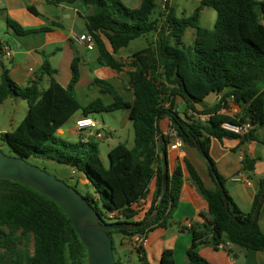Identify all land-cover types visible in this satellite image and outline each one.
Instances as JSON below:
<instances>
[{
  "label": "trees",
  "instance_id": "trees-1",
  "mask_svg": "<svg viewBox=\"0 0 264 264\" xmlns=\"http://www.w3.org/2000/svg\"><path fill=\"white\" fill-rule=\"evenodd\" d=\"M76 1H82L92 9L85 18L86 29L94 38L98 61L116 71H123L127 63L117 60L115 53L136 38L152 32L157 34L153 42L130 58L128 65L132 70L128 75L134 99L126 101L109 82L96 78L94 82L102 87V92L111 93L114 101L105 104L102 98H96L82 106L76 96L80 80L77 58L73 60L72 77L67 86L54 78L55 70L47 61L42 66V73L49 74L51 79L45 89L40 86V78L31 80L27 86H18L4 68L0 104L16 95L28 103L29 109L13 131L0 132L1 141L19 157L52 160L81 172L94 188V194L83 196L101 217L106 215L112 220L109 213L117 214L112 222H106L103 217L102 222L138 224L155 213L162 195L164 158L157 150L160 137L156 118L160 113L168 112L171 127L182 141L202 147L213 164V169L208 167L216 184L215 189L208 188L194 165L184 159L189 178L208 204L205 229L196 225L182 227V230L193 232L188 250L190 264H209L199 253L208 234L212 235L211 242L215 244L227 239L240 247L263 251L264 231L259 224V215L264 201V177L260 179L251 211L243 213L226 189L225 178L217 171L210 156V145L213 138L264 143V0H201L189 16L178 15L176 8L167 1L155 20L151 17L158 7L157 0H141L135 8L128 7L123 0L55 2ZM204 7L217 12L213 29L199 23ZM28 9L39 14L33 6ZM8 25L18 34L47 29H26L12 19L8 20ZM188 29L195 31L189 50L184 47ZM213 91L225 93L216 105L198 109L197 104ZM229 99L242 104L240 114L220 113L228 106ZM182 104L185 108L181 112L179 106ZM121 109L129 111L135 144L132 148L125 143L114 145L108 153V167L91 136L88 140L85 137V140L71 141L58 135V130L79 111L88 116ZM202 114L209 118L202 121ZM225 122L250 123L251 129L244 134L234 133L223 129ZM164 140L168 142L169 139L164 136ZM166 150L163 146L162 151ZM242 163L244 170L254 172L257 160L245 154ZM153 181L155 191L150 205L146 206ZM183 183V169L178 166L169 174L166 197L156 217L143 227L108 233L119 232L132 238L143 234L145 239L154 228L169 226ZM100 202L103 210L99 208ZM135 248L144 264H150L143 243ZM115 262L124 264L116 257ZM0 264H89V255L70 217L54 200L18 181L0 178ZM160 264H176L173 250L163 251Z\"/></svg>",
  "mask_w": 264,
  "mask_h": 264
},
{
  "label": "crops",
  "instance_id": "crops-1",
  "mask_svg": "<svg viewBox=\"0 0 264 264\" xmlns=\"http://www.w3.org/2000/svg\"><path fill=\"white\" fill-rule=\"evenodd\" d=\"M55 1L56 0H0V30H3V33H5V35H2L0 31V83L2 71L6 68L10 77L18 86H27L31 80L40 78V86L42 89H45L43 88V83L46 82V84L49 85L51 79L49 74L42 73V66L44 62L47 61L51 68L55 70V72H53L54 78L63 86H67L72 77L71 66L73 60L77 58L79 59L80 80L76 87V96L82 106H86L96 98H102L105 104H111L114 101V97L111 93L102 92V87L94 82L96 78L106 80L126 101H132L134 99V93L130 88V78L128 75V71L132 70V67L128 64L133 53L118 56L117 54L121 50L120 49L114 54L117 60L127 63L123 71L119 72L113 68L100 64L96 47L94 49H88L85 45L74 43L70 39L73 34L82 35L87 33L85 18L92 12V9L82 1H76L74 3H57ZM176 1L173 6L176 8L177 14L180 15V12L178 13L179 10ZM200 1L201 0L184 1L181 14L186 16L191 15L199 6ZM123 2L128 7L135 8L140 5L141 0H123ZM190 3L195 4V7L192 9L191 14L188 15L187 7ZM29 6H33L39 14L31 12L28 9ZM163 7L164 3L160 5L161 9H163ZM207 8L211 7H204L202 9L199 22L202 20L203 14ZM9 19L18 22L26 29H47L29 34H18L8 25ZM153 33L155 34L153 38L155 40L157 34L155 32ZM194 39L195 31L193 29H188L184 37L185 43L193 44ZM4 46H8L11 49V56L5 54L3 50ZM80 48L84 49L85 55L79 51L81 50ZM89 70L92 76L89 75ZM121 78H124V82ZM225 91H213L208 93L202 98V101L197 104L198 109L203 110L216 105L224 96ZM16 97V95L9 97L0 104V107ZM242 108V104L236 103L233 99H229L228 106L222 108L220 113L236 116L242 112ZM124 111H126L124 115V124H133L129 117V111ZM79 112H81V116L76 120V126L67 129L62 127L58 130L59 135L62 136L68 132L69 134L77 135L79 139L85 140V137L92 133L93 135L91 138L93 140L94 136L98 139L106 138L99 130L78 128V120L85 117L92 118L91 114L85 116L82 111ZM201 116L202 118H209V115L206 114H202ZM16 122H18L16 119L12 120L14 126L17 124ZM171 124L169 116H164L160 121L161 133L159 135L160 142H158L157 150L164 158L165 151H162V148L166 146L169 174H172L178 166H181L183 169L184 183L177 206L171 213L172 220L179 221L180 223L176 228L173 226L156 227L152 231H149L144 239L143 247L148 251L151 261L154 264H160L162 253L165 249L173 250L176 264H190L188 250L193 241V232L187 229L182 230V227L184 225L187 227V225L191 223V225L200 226L201 230L205 229L204 224L207 223L208 204L198 188L189 178L184 159H188L194 165L208 188L215 189L216 184L210 175L209 165L197 147L183 142L178 148H172L175 139L171 134ZM97 126L99 129L103 126V123L97 122ZM4 131L5 129L0 130V132ZM164 136L168 137V142H165ZM68 138L70 137L68 136ZM245 154L257 160L254 172L243 169L242 159ZM210 156L216 164L217 171L225 178L226 189L233 201L243 213L250 212L256 194L260 188V179L264 177V143L259 141L242 142L239 138H223L222 140L213 138L210 145ZM69 172L72 174L70 175L71 177H75L76 175L81 177L80 182L82 184L86 186L91 185L89 180L81 172L72 167H70ZM238 175H242L246 178V181H233L232 178ZM91 187L93 188L92 185ZM154 191L155 181L150 185V193L147 197V202H145L146 206L150 205ZM111 214H116V212H111ZM259 224L264 231V201L259 215ZM211 237L212 235L208 234L205 240L206 242L199 247L200 255L206 259L209 264H264V250L258 251L243 248L229 242L227 239L222 240L219 244H215L211 242Z\"/></svg>",
  "mask_w": 264,
  "mask_h": 264
},
{
  "label": "rangeland",
  "instance_id": "rangeland-1",
  "mask_svg": "<svg viewBox=\"0 0 264 264\" xmlns=\"http://www.w3.org/2000/svg\"><path fill=\"white\" fill-rule=\"evenodd\" d=\"M176 0H171V4H175ZM186 0H177V7H178V13L180 12V16L182 15L181 12L183 10V3ZM158 7L152 14V19L155 20L159 17L161 13L160 5L162 3H165L164 0H157ZM195 4L190 3L187 7V14H191L192 9H194ZM179 15V14H178ZM217 20V12L213 8H207L206 11L203 14L202 20L199 22L201 26L213 29L215 26ZM2 32V35H5L3 33V30H0ZM155 34L152 32L150 34H147L145 36H141L139 38H136L132 40L129 44V46L122 48L118 52V56L125 55V54H132L138 49H141L143 47H146L151 42L154 41ZM189 42V41H188ZM149 43V44H148ZM185 49L189 50L190 46L192 44L185 43L184 44ZM79 50L83 55L84 49L80 48ZM89 75L92 76L91 71L89 70ZM126 77V76H125ZM121 80L124 82V78H121ZM48 87V84L43 83V88ZM5 105H2L0 107V130L5 131H13V129L16 127V125L23 119L25 114L27 113L29 109V105L27 102L23 101V99L19 96H17L15 99L9 100L7 103H4ZM180 111L182 112L185 108L184 105L179 106ZM126 114V111L124 110H115V111H104L99 113H93L91 114V117L96 120L98 123H103V126L99 129L106 138L104 139H98L94 136V141L98 144L99 150H100V157L106 167L109 166L110 161L108 157V151L111 147L118 143H125L128 147L134 146V128L133 124L130 123L128 125L124 124V115ZM81 116V112H77L66 124H64V128L67 129L69 127L76 126V120ZM14 117V118H11ZM202 118V116H200ZM16 119L18 122L14 126L12 124V120ZM4 131V132H5ZM59 135V134H58ZM61 136V135H59ZM68 136L70 138H68ZM61 137L69 139L71 141H77L79 140V137L77 135L69 134L68 132L65 135H62ZM0 152L4 153L7 156L11 157H17L18 154L6 143L1 141L0 139ZM30 164L40 167L41 169L45 170L46 172L56 176L58 179L63 180L66 182L69 186L74 187L78 192H80L82 195H86L87 193L94 194L93 188L90 186H86L80 182L81 177H78L77 175H72L70 171V166L63 165L61 163H58L56 161L42 159L39 157L31 156L26 159ZM206 161V160H205ZM99 208L103 210V205L100 202ZM111 213H109L110 215ZM108 215V216H109ZM117 216V215H116ZM116 216L114 218H116ZM103 219L106 222H112V220H115L114 218L112 220H109L106 215L102 216ZM179 221L171 220L169 226H173L176 228L179 226ZM172 228V227H170ZM143 234H136L133 238L131 236H123V234L119 232H114L112 234V239L114 241V256L120 260H123L124 264H144L139 252L134 246V238L137 236H141ZM31 251L33 252V243L31 246ZM147 260L150 264H154L151 261L150 255L148 251L145 249Z\"/></svg>",
  "mask_w": 264,
  "mask_h": 264
},
{
  "label": "water",
  "instance_id": "water-1",
  "mask_svg": "<svg viewBox=\"0 0 264 264\" xmlns=\"http://www.w3.org/2000/svg\"><path fill=\"white\" fill-rule=\"evenodd\" d=\"M164 116H170V113L162 112L156 118L158 135L161 133L160 120ZM197 148L210 168L213 169V164L204 154L202 147L197 145ZM0 178L18 181L54 200L70 217L76 232L86 246L89 264H116L113 239L108 232L111 230L143 227L159 214L166 197L169 165L165 152L163 189L158 207L152 216L138 224L130 222H102L100 213L74 187L69 186L63 180L58 179L40 167L30 164L25 158L19 156L11 157L0 152ZM226 205H228V202ZM235 220L245 224L237 218Z\"/></svg>",
  "mask_w": 264,
  "mask_h": 264
},
{
  "label": "built area",
  "instance_id": "built-area-1",
  "mask_svg": "<svg viewBox=\"0 0 264 264\" xmlns=\"http://www.w3.org/2000/svg\"><path fill=\"white\" fill-rule=\"evenodd\" d=\"M167 1H171V0H164V2H167ZM70 39L74 43H77L80 45H85L88 49H94L95 48L94 38L88 32L85 34H82V35L73 34L70 37ZM3 50L7 56L12 55V51L8 46H4ZM207 119H208L207 117L201 118L202 121H206ZM77 126L80 129H85V128L98 129L97 122L95 120H93L92 118H88V117H85V118L78 120ZM222 127L224 130H227V131H231V132L239 133V134H244L251 129V124L246 123L243 125H235V124L225 122L222 124ZM171 134L173 135V137L175 139L174 143L172 145V148H178V146H180L183 143V141L177 135L176 131H174L172 128H171ZM92 135H93L92 133L87 135L86 140H88L90 138V136H92ZM232 180L235 182H243V181H246V178H244L242 175H238V176L233 177ZM115 216H116V214H110L109 215L110 218H114ZM187 227H191V223L188 224ZM133 241H134V246H135L137 244L143 243L144 239L142 238V235H141V236L135 237Z\"/></svg>",
  "mask_w": 264,
  "mask_h": 264
}]
</instances>
